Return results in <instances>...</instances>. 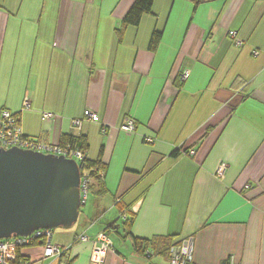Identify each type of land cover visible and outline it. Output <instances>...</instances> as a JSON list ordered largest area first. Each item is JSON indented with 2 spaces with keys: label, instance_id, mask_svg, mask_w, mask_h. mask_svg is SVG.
Here are the masks:
<instances>
[{
  "label": "crops",
  "instance_id": "crops-1",
  "mask_svg": "<svg viewBox=\"0 0 264 264\" xmlns=\"http://www.w3.org/2000/svg\"><path fill=\"white\" fill-rule=\"evenodd\" d=\"M133 1L0 0V111L40 144L81 135L87 160L105 166L104 193L91 192L82 224L51 230L62 255L44 256L42 244L19 255L91 264V242L77 237L114 224L103 264H144L131 237L153 248L161 236L192 237L188 264H264V0H153L119 39ZM86 109L99 121L83 119ZM126 117L132 132L120 129ZM150 261L166 264V252Z\"/></svg>",
  "mask_w": 264,
  "mask_h": 264
},
{
  "label": "water",
  "instance_id": "water-1",
  "mask_svg": "<svg viewBox=\"0 0 264 264\" xmlns=\"http://www.w3.org/2000/svg\"><path fill=\"white\" fill-rule=\"evenodd\" d=\"M80 173L63 155L0 148V239L69 229L79 215Z\"/></svg>",
  "mask_w": 264,
  "mask_h": 264
},
{
  "label": "built area",
  "instance_id": "built-area-1",
  "mask_svg": "<svg viewBox=\"0 0 264 264\" xmlns=\"http://www.w3.org/2000/svg\"><path fill=\"white\" fill-rule=\"evenodd\" d=\"M228 36L232 39L235 45H242V41L237 37L236 31L229 30ZM253 54H257L256 51H252ZM189 71L183 70L180 79L185 80L188 77ZM24 106H28V101L23 102ZM50 114L43 113L41 118H49ZM83 119L93 122L99 121V116L96 112L86 109L83 111ZM83 119L72 120V126L75 129L80 130ZM136 122L131 117H126L120 124V129L126 132H132L135 130ZM151 141V139H147ZM10 147H18L21 149H31L35 151H41L43 153H50L55 155H63L67 158H72L78 165L86 159V153L81 148L60 145H44L38 143L34 138L24 135L21 126L19 124V117L17 114L3 108L0 111V148L7 149ZM193 154V151H191ZM224 164H221L216 174L218 176L223 175ZM80 202L81 205L85 203L88 195V186L90 183V176L88 170L80 171ZM100 176H103V172H98ZM124 218V216H123ZM44 239L42 243L44 256H61L64 252L60 247L54 245L51 242V230L38 229L27 236L12 235L9 238L0 239V264H14L18 250L24 246H28L36 242L37 240ZM80 242H91L90 262L91 264H103L106 251L111 247V242L108 236L104 232H99L94 240H90L88 236L81 234L77 237ZM193 239L192 237L182 238L177 243L172 244L167 254L166 264H188L192 260ZM144 264L151 263L149 257L146 258ZM18 264H27L24 259L19 260Z\"/></svg>",
  "mask_w": 264,
  "mask_h": 264
},
{
  "label": "trees",
  "instance_id": "trees-1",
  "mask_svg": "<svg viewBox=\"0 0 264 264\" xmlns=\"http://www.w3.org/2000/svg\"><path fill=\"white\" fill-rule=\"evenodd\" d=\"M193 2L194 6H197L201 0H190ZM152 2L153 0H134L127 12L125 13L124 17L122 18L116 32L118 34V38L120 39L122 37L123 31L127 26H137L142 15L146 13L151 12L152 8ZM161 34L160 32L153 31L150 41H149V48L151 50L155 49L159 40H160ZM66 144H69L70 146L81 148L82 150L85 151L87 150V143L86 139L82 137L81 135L78 136H72V135H65L62 136L60 143L58 145L60 146H65ZM176 154V151L172 153V155ZM80 171L82 172L83 170H88L89 176H90V183L88 186V192H96L97 194H103L104 193V188L102 184V178L103 176L99 175V171L103 172L104 175V169L105 166L99 161H90L87 160V158L84 160L83 163L80 164L79 166ZM123 233L126 236H130V226L132 223V218L133 215L132 213H128L127 211H123L120 214V217H123ZM114 224L109 225L104 229L103 232L108 236L110 233V229L114 228ZM172 236H161V237H156L154 239V242L157 241L158 245L153 246L151 248V245H153L152 240H145V239H140L136 237H131V244L132 248L136 253L142 254L144 257L149 259L154 255V249L157 251H165L166 255L168 254L169 248L172 246ZM44 242V239L37 240L33 244H42ZM31 244V245H33ZM16 261L14 264H18L19 260L23 259L19 255V250L17 252L16 256ZM65 264V263H64Z\"/></svg>",
  "mask_w": 264,
  "mask_h": 264
},
{
  "label": "rangeland",
  "instance_id": "rangeland-1",
  "mask_svg": "<svg viewBox=\"0 0 264 264\" xmlns=\"http://www.w3.org/2000/svg\"><path fill=\"white\" fill-rule=\"evenodd\" d=\"M93 197V195H92V193H91V191L90 192H88V195H87V200H86V202L84 203V204H82V205H80V207H79V216H80V220H79V218L76 220V222L73 224V226L76 224H82L81 223V218L83 217V213L84 212H87V210H88V213L90 212V202H91V198ZM91 213V212H90ZM89 213V214H90ZM94 215V213L92 214V216ZM86 226V225H85ZM110 235V237L112 238V239H115V237H114V235L113 234H109Z\"/></svg>",
  "mask_w": 264,
  "mask_h": 264
}]
</instances>
